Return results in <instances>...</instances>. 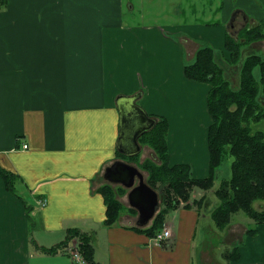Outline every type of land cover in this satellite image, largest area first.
I'll return each mask as SVG.
<instances>
[{
    "label": "crops",
    "instance_id": "0c3cea01",
    "mask_svg": "<svg viewBox=\"0 0 264 264\" xmlns=\"http://www.w3.org/2000/svg\"><path fill=\"white\" fill-rule=\"evenodd\" d=\"M85 1L91 0H6L0 7V166L13 173L18 189L9 191L0 174V264H76L71 250L81 239L69 241L71 231L88 238L94 264H264V223L233 215L219 229L212 218L220 205L214 193L225 176L220 172L214 190L195 189L188 203L167 213L163 230L171 237L163 245L145 231L152 220L138 226L128 193L118 196L124 204L118 221L105 225L99 189L109 184L104 170L121 159L116 98L140 92L138 104L149 115L167 118L170 162L189 164L198 180L209 176L208 128L202 138L189 136L185 127L200 118L210 125L201 102L210 86L184 77L186 63L201 48L195 38L175 46L154 36L166 42L158 40L145 57L156 49L141 44L149 36L132 29L135 35L122 40V29L111 27L119 39L106 40L108 27L99 20L107 6L95 10ZM245 12H236L226 35L237 39L244 29L264 30V10L260 23ZM242 49L244 56L259 50L264 57V39ZM233 68L226 75L239 80L240 69ZM140 79L142 90L157 89L155 104L152 93L136 91ZM253 204L264 211L263 201ZM60 244L56 253L43 252Z\"/></svg>",
    "mask_w": 264,
    "mask_h": 264
},
{
    "label": "trees",
    "instance_id": "16d2710c",
    "mask_svg": "<svg viewBox=\"0 0 264 264\" xmlns=\"http://www.w3.org/2000/svg\"><path fill=\"white\" fill-rule=\"evenodd\" d=\"M6 0H0V7ZM235 39L225 35V50L230 65L240 69V78L235 85L226 75L225 68L216 62V53L212 47L197 49L195 61L184 67V77L198 84L210 87L206 97V105L211 123L207 131L209 150V176L198 179L193 176L189 164L172 165L168 142L169 121L165 117L158 119L156 126L140 138L142 146L153 150V158L140 161L141 154L124 157L117 151L118 158L137 165L147 173V181L161 195V207L152 225L146 228L151 238L164 229L166 215L182 203L191 200L195 189L214 190L219 184L220 166L227 157L233 158L230 177L222 179L214 193L220 205L213 212V219L219 229H226L233 215L243 211L248 218L264 223V211L255 209L256 201L264 202V130L255 129L253 125L264 126V57L259 54L244 56L242 47L264 39L261 26L247 28ZM260 77L256 76L255 70ZM153 117V116H151ZM0 174L6 188L13 192L14 175L0 166ZM106 204L107 218L105 225L113 226L118 221L124 204L118 196H124L128 190L123 186L114 187L104 184L99 189ZM134 214L137 210L131 208ZM80 238L79 251L90 264H94L93 247L87 237L79 232L71 231L69 241ZM69 243V242H68ZM66 243L63 247L68 245ZM62 245L46 253H56Z\"/></svg>",
    "mask_w": 264,
    "mask_h": 264
},
{
    "label": "rangeland",
    "instance_id": "374dc122",
    "mask_svg": "<svg viewBox=\"0 0 264 264\" xmlns=\"http://www.w3.org/2000/svg\"><path fill=\"white\" fill-rule=\"evenodd\" d=\"M262 1L264 0H250L249 6H243L245 0H91L85 1V5H91L95 10H100V8L104 10L107 6L108 11H106V16L99 20L101 26L108 27L104 36L106 40L119 39V35L117 34L118 31H114L113 35L112 30L109 29L111 27H114L116 30L122 29V40L134 36L135 34L132 32V29H134L139 32L141 37L142 35L149 36L146 39L140 38L141 44H151L156 48L147 49V51H145L144 56L149 57L157 50L156 43L158 40L161 43L166 42L164 38L155 37L157 38L155 39L154 36L164 35L165 38H170V41L173 42L175 46H179L182 40H184V37L195 38L199 47H212L216 53V62L224 67L225 71L229 69L234 73V66L227 62V58L225 57L227 51L224 49L225 35L228 33L229 22L232 21L235 13L243 7L246 9L245 13L247 16L252 17L256 22L260 23L259 20L264 10L261 8ZM76 5H80V3L77 2ZM132 7L133 9H131ZM117 9H120V11ZM113 14L117 15L113 16ZM101 16H103L102 13L98 15L97 18ZM105 19L106 25L104 24ZM146 28L150 29V31H146ZM94 33L95 32H93V35ZM219 36H222L221 43H219ZM95 38H99V36L95 35L93 39ZM131 51L132 48L130 47V52ZM256 54L262 55L259 50L256 51ZM190 64L191 63H186V65ZM254 74H256L258 78L260 77L258 69L255 70ZM233 75L229 76L231 77L230 79H233L235 76ZM232 81L236 85L237 82L235 83V81L238 80L234 79ZM140 90H142L141 79L140 86H138V90L136 91ZM156 90L157 89L142 90L144 93H152L150 96L151 104H155L153 99L157 96L155 94V92H157ZM138 94H140V92H138ZM201 102H204L206 105L205 100ZM157 106H160V104H157ZM204 113L205 107L204 110L199 111V115H202L204 118ZM207 117L209 118L208 114ZM208 126L205 120L200 118L199 120H194L192 124H188L185 129L189 136L196 135L198 137L202 136L203 138L206 137V127ZM253 126L255 129L264 130V126L262 125ZM148 148V146H142L140 161L152 157L153 150L150 148V151ZM232 163L233 158L229 156L222 166H220V174L223 176L225 175L223 180L230 177V165H232ZM144 174L147 176L145 172ZM13 188H15V185ZM15 189L18 190L17 188ZM235 216L246 215L241 211L235 214Z\"/></svg>",
    "mask_w": 264,
    "mask_h": 264
},
{
    "label": "water",
    "instance_id": "95a60500",
    "mask_svg": "<svg viewBox=\"0 0 264 264\" xmlns=\"http://www.w3.org/2000/svg\"><path fill=\"white\" fill-rule=\"evenodd\" d=\"M237 13L233 16L236 17ZM141 94L119 95L116 105L119 111V137L117 151L124 157H134L142 152L140 138L153 129L158 119L138 105ZM109 184L120 185L128 190V201L138 211V226L151 223L161 207L160 192L146 183L147 178L140 168L124 159H118L104 170Z\"/></svg>",
    "mask_w": 264,
    "mask_h": 264
},
{
    "label": "built area",
    "instance_id": "2783aa9c",
    "mask_svg": "<svg viewBox=\"0 0 264 264\" xmlns=\"http://www.w3.org/2000/svg\"><path fill=\"white\" fill-rule=\"evenodd\" d=\"M28 145H24V149H28L27 148ZM41 204L43 206H45L47 204L46 200L41 201ZM171 232L169 230H163L161 233H157V236H155L154 238H152V241L154 244H158V245H163L165 244L169 238L171 237ZM71 255L73 256L76 264H90L88 263V261L85 259V257L82 255V253L79 251L78 246L74 247V249L71 250Z\"/></svg>",
    "mask_w": 264,
    "mask_h": 264
},
{
    "label": "flooded vegetation",
    "instance_id": "af4514ba",
    "mask_svg": "<svg viewBox=\"0 0 264 264\" xmlns=\"http://www.w3.org/2000/svg\"><path fill=\"white\" fill-rule=\"evenodd\" d=\"M234 20V19H233ZM230 24H232L233 22L231 21V22H229Z\"/></svg>",
    "mask_w": 264,
    "mask_h": 264
}]
</instances>
